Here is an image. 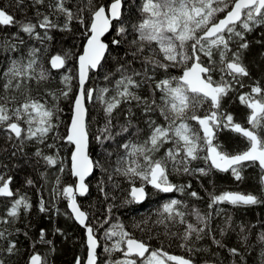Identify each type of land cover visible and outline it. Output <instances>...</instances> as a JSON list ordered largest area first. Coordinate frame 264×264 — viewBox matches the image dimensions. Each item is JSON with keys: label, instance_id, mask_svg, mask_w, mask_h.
I'll return each instance as SVG.
<instances>
[{"label": "snow or ice", "instance_id": "snow-or-ice-1", "mask_svg": "<svg viewBox=\"0 0 264 264\" xmlns=\"http://www.w3.org/2000/svg\"><path fill=\"white\" fill-rule=\"evenodd\" d=\"M31 3L33 7H36L44 5L45 0H31ZM67 3L68 0H54V3H48L50 12L47 13L37 8L35 22L29 18L18 20L10 11L11 4L8 7H0V30L13 27L18 29L10 37L0 38V51L14 52L24 44L21 32L43 43L51 39L48 31L53 28L70 31L73 20L86 25L87 42L83 53L78 56V94L74 102L70 132L66 137L70 143L75 144L72 172L78 178V183L75 186H62L61 177L57 175L51 193L57 199L62 196L69 201V208L74 214V219L86 228L88 246L86 264H97L99 241L95 237L93 226L86 223L89 214L83 211L77 202V195L84 196L88 192L85 177L93 169V162L86 154L88 147L86 101L92 100L95 92L96 98L103 105L105 124L98 129L99 135L95 137L99 142H103L104 139H114L113 113L122 103L130 105L135 102L137 106H143L145 114L159 112L165 121L163 124H158L149 119L147 123L150 132L142 143L129 142L122 145L126 150V156L118 160V167L114 171L132 181L133 186L130 191L132 201L141 202L145 199L144 184H150L163 193L183 192L186 186L172 183L169 180L170 172L199 173L207 176L212 169L222 172L231 170L233 177L241 181L244 178L242 168L246 162L249 165L258 163L264 170V87L259 81H254L249 86V92H241L238 95L241 105L249 109L247 127L236 122L234 116L221 107L224 97L236 91L237 87L243 89L246 86L243 83L244 78H250L249 69L243 61V53L249 48L245 34L264 25V0H156V2L146 0L142 11L147 14V18L139 24L132 25L138 38L130 42L135 47V51L131 53L133 59L140 58L143 61L141 71L132 68L131 62L121 64L118 69L120 78L115 81L113 88L105 87L98 90L86 88L85 85L89 80L90 71L101 68L105 54L110 55L109 45L103 42L101 37L109 31L113 20L119 21L122 0H113L107 11L104 6L95 7L93 0H87L84 8L77 5L75 11L67 7ZM22 4L24 0H15L16 7ZM84 11L89 12L87 21L82 15ZM219 14H223L222 18H218ZM53 15H62L64 24L61 26L55 23L52 19ZM238 25L239 30H237ZM37 29H43L44 34L41 35ZM117 32L124 36L128 33V28L121 23ZM120 43V40L112 41L113 45ZM153 43L162 54L163 61L154 60L152 56L141 55L145 45L151 47ZM151 51L155 52L156 49ZM39 53V48L32 47L27 60L23 58L10 60L9 66L3 73L0 128L6 132V140L18 141V145L13 147L20 152L26 141L35 140L38 144H44L49 133H54L57 127L53 123V117L59 109L55 105L49 107L47 101L33 98L28 87L32 80L39 83L50 78V72L39 62ZM202 56L206 58L207 64L201 59ZM69 59H71L70 52H66L63 56L57 54L50 60L51 68H63ZM169 67H181L182 75L159 81H155L153 76L148 75L149 69L153 72L156 69L167 71ZM217 71L220 73V78L214 80L213 73ZM110 75H105V80H108ZM72 79L70 75L62 77L66 90H60V97H68L72 91ZM145 84L153 85L151 97L138 94L137 90ZM109 91L114 92L110 97L107 96ZM156 91L161 93L159 104L155 99ZM18 92L24 97L22 101L15 94ZM49 94L54 99H59L56 93ZM205 103L210 105L209 109L203 116L196 115L195 112ZM190 111L191 115H189ZM133 115L132 108L129 107L125 116L126 123L120 126L121 132L129 131ZM188 120L196 121L200 130H194L187 123ZM224 129L238 133L247 141L248 147L237 153L225 150L223 144L217 140V133ZM214 140L217 142L214 143ZM169 143L172 147L165 150L164 156L155 158L156 153ZM47 147L54 149L55 144H48ZM202 152L203 156L200 155ZM12 155H16V151H13ZM35 156L42 158L47 166L62 164L58 155H45L40 148H37ZM201 158L208 162L209 167L192 169L191 162ZM3 167L7 166L3 165ZM60 172H63L62 167ZM5 175L0 174V197L10 198L11 204L4 216L0 217V224L14 223L19 219L21 210L27 212L32 208L29 197L26 194H20L19 189L14 190L11 187L12 177L5 179ZM41 176L47 178L46 173H41ZM137 179L142 182L140 187L135 186ZM261 182L264 183V177L261 178ZM26 183L31 186L34 181L29 178ZM190 195L199 199L195 191ZM208 195L209 209L221 203L237 207L264 203V199L261 198L264 193L256 195L226 191L221 194L209 192ZM181 208H187V206L180 200L166 201L158 210L159 219L155 223L165 225L166 234L182 241L180 246L189 253L196 250L193 245L197 241L208 238L217 248L226 249L230 256L240 257L243 264L245 253H242L238 247H228L223 240L229 232H235L238 242L247 252L252 247L249 245V236L253 225H245L242 222L234 225L232 217L226 215L222 224L213 228L214 215L211 211L202 213L199 209L193 208L191 212H186ZM39 210L40 212L49 210L43 195L40 197ZM221 211L223 210L216 211L215 215L219 216ZM186 216H193L195 223L189 222ZM142 224L146 226L147 220L136 222L134 226L144 230ZM169 224L184 225V230L182 233L167 232ZM114 227L119 230L106 231L105 236L109 240L118 238L110 247L105 246L104 252L111 254L119 251L122 253V258L110 261L109 264H170V262L194 264L191 258L170 255L162 248L151 249L147 242L135 239L122 224ZM56 232L61 233V230L56 229ZM217 232L220 238H217ZM11 235L12 233L7 229L0 230V241H8L6 248L0 247V254L12 255L18 251L15 240L8 239ZM258 241L264 244V231L259 234ZM36 243L47 244L52 252L55 251L53 241L46 239V231L43 228L40 230L39 240L33 242V248ZM0 264H5V260L0 258ZM28 264H48V261L39 252H33ZM76 264H81L80 258H77ZM204 264H218V262L206 260Z\"/></svg>", "mask_w": 264, "mask_h": 264}, {"label": "trees", "instance_id": "trees-1", "mask_svg": "<svg viewBox=\"0 0 264 264\" xmlns=\"http://www.w3.org/2000/svg\"><path fill=\"white\" fill-rule=\"evenodd\" d=\"M125 9L122 18L115 22L111 33L106 37V42L109 45L110 55L107 53L105 60L102 62V67L97 71H92L86 88L112 89L114 83L120 78L118 69L121 64L131 62V67L137 71H141L142 59H133L131 53L135 51V47L131 45V40L138 38V34L133 31L132 25L139 24L143 19L147 18V14L142 11V6L146 0H123ZM54 3V0H45L44 5L32 6L31 0H24V4L19 7L15 6V0H0V7H8L12 5V11L18 20L26 18L32 19L35 22V12L37 8L41 12H50L47 5ZM113 0H93L95 7L108 6ZM156 2V0H153ZM87 0H68L67 7H71L73 11L76 10L77 5L84 8ZM85 20H88L89 12L82 13ZM223 14H219L218 18H222ZM52 19L59 25L64 24V17L62 15H53ZM121 23L128 28V33L124 36L118 34L117 29ZM71 30H61L60 28H53L48 31L49 40L43 43L29 38L26 34L20 33L25 43L20 45L14 52L0 51V94H3V73L9 66L10 60L21 59L27 60L29 50L32 47L40 49L39 62L50 72V78L46 81L37 83L32 80L28 85L31 96L42 101H47V105L52 107L55 105L59 111L53 117V123L57 125L54 133H49L48 139L44 144H38L35 140L26 141L22 146V152L17 151L13 145H18V141L6 140V132L0 128V174H6L5 179L12 177L11 187L19 189L20 194H26L31 203L30 211L21 210V215L14 223L0 224V230L7 229L12 233L8 237L9 240H15L18 251L15 254L7 255L0 254V258L5 260V264H28L29 257L33 252H39L42 256L47 258L48 264H76L77 258H80L81 264L87 256V236L86 229L82 228L74 220L70 209L69 201L64 198H56L52 195L51 190L55 184L57 175L61 177L62 186L75 185L76 178L71 171V153L72 145L65 140L72 116V109L75 97L78 93V56L83 51L85 42L87 41L86 25L80 24L77 20H73ZM239 30V25L237 26ZM18 29L8 28L0 30V38L10 37L12 33L17 32ZM44 34L43 29H37ZM245 37L249 42V48L243 53V61L247 65L250 78L245 77L243 83L246 85L243 89L237 87L236 91L230 92L228 96L222 100L221 107L224 111L231 113L236 122L244 126L247 125V117L249 109L241 105L238 95L241 92H249L250 85L254 81H259L260 85L264 87V25L254 28L250 33H246ZM120 40L119 45H113V40ZM15 42V41H14ZM234 50H235V46ZM151 49H156L152 52ZM66 52L71 53V59L67 61L64 68L55 71L51 68L50 60L53 56L60 54L64 55ZM142 56H152L154 60L163 61V56L159 52L156 44L153 43L151 47L145 45V50ZM218 59V57H215ZM207 64L205 57H201ZM183 69L181 67H169L167 71L156 69L154 72L149 69L148 75L153 76L155 81L170 77H179L182 75ZM111 74L108 80H105V75ZM70 75L73 77L71 81L72 91L67 98L59 96L60 90H66L62 81V77ZM220 73L214 72L213 79L219 80ZM142 79V77H137ZM153 85L145 84L138 89V94L144 97H151ZM23 91V89H22ZM56 93L59 99H54L49 93ZM19 100L24 97L21 93H15ZM114 94L109 91L107 96ZM97 93H93L92 100L87 101L88 117L87 127L90 138V155L95 163V170L91 177L87 180L89 187L88 193L84 197H79L78 201L81 208L86 211L88 216V223L94 228V234L99 239L100 246L97 252L98 264H109L110 261L122 258V253L112 252L111 254L104 252L105 246H111L114 243V237L111 240L107 239L105 232L109 230H119L114 226L122 224L124 228L138 240L147 242L151 249L162 248L169 254L185 256L194 260L195 264H201L207 261L215 260L218 264H241L240 257H232L226 249L217 248L212 244L211 240L205 238L197 241L193 247L195 251L189 253L180 245L177 237L166 234L165 225L156 224L155 221L159 219L158 210L166 201L177 199L183 202L187 208H181L182 211L191 212L193 208L199 209L202 213L211 211L214 215L212 221L213 228L221 225L224 217L231 216L233 224L243 223L245 225H253L251 234L249 236V245L252 247L245 252L244 247L238 242V237L235 232H229L224 238L223 242L228 247H238L241 249L243 256V264H264V244L258 241L259 234L264 231V203L250 206H232L227 203H221L209 209L210 198L208 193L214 192L221 194L226 191L253 193L261 195L264 193V184L261 182L263 170L259 164L249 165L247 162L242 168L243 180L237 181L231 170L222 172L212 169L209 175L202 176L199 173L181 174L170 172L169 180L176 185H184L183 192L173 191L170 193H163L154 187L144 184L148 191V198L144 203H136L132 201L130 191L133 186L132 181L118 174L114 171L118 167V160L126 156V150L122 147L125 143H142L149 135V127L147 121L152 119L158 124H163L165 121L159 112H151L145 114L143 106H137L135 102L132 104L122 103L120 107L113 113L112 120V135L114 139H104L99 142L95 139L99 135L98 129L105 124V113L103 105L96 98ZM159 91L155 92V99L160 103ZM131 107L134 115L132 116V126L128 132H121V125L126 123L125 116L127 109ZM210 105L205 103L203 107L199 108L195 114L203 116L209 109ZM192 112H189L191 115ZM187 123L194 129L199 131V125L196 121L188 120ZM119 133V134H118ZM217 140L223 144L224 149L230 153H237L245 150L248 147L247 141L234 131L228 129L221 130L217 133ZM214 140V143L217 142ZM48 144H55L54 149H49ZM172 147V144H165L163 148L156 153L155 158L164 156L165 150ZM37 148L43 150L45 155H58L62 164L58 163L56 166H47L42 158L35 156ZM16 151V155H12ZM201 156L204 155L202 152ZM6 165L7 167H3ZM123 166V165H120ZM63 172H60V168ZM192 169L209 167L208 162L204 159L192 161L190 164ZM171 168V165H169ZM41 173H46L45 177ZM111 177V178H110ZM34 181L33 185L26 183L27 179ZM141 181L137 179L135 185L140 186ZM191 187H187V185ZM103 189V191H101ZM197 192L199 199L192 197L191 192ZM43 195L48 212H40L39 201ZM264 199V196L261 197ZM11 199L0 197V217H3L7 209L10 207ZM111 206V211H109ZM57 209L59 211H57ZM221 211L219 216L215 215L216 211ZM189 222L195 223L193 216H186ZM147 220V225H143L144 230L136 228V222ZM41 228L46 231V239L52 240L55 246V251L50 250L47 244L36 243L35 248L32 247L33 242L39 240V233ZM17 229L19 231H17ZM60 229L61 233L56 232ZM184 225L169 224L167 232L182 233ZM239 229L237 228V232ZM27 233V235H25ZM217 238L219 233H216ZM110 241V242H109ZM8 241H0V247H7ZM85 249V250H84ZM210 249V250H209Z\"/></svg>", "mask_w": 264, "mask_h": 264}, {"label": "water", "instance_id": "water-1", "mask_svg": "<svg viewBox=\"0 0 264 264\" xmlns=\"http://www.w3.org/2000/svg\"><path fill=\"white\" fill-rule=\"evenodd\" d=\"M124 6H125V4H124V1L122 0V7H121V16H120V19L122 18V15H123V11H124ZM105 7V6H104ZM109 7H110V5H109ZM109 7H108V9H109ZM108 9H106V11L108 10ZM119 19V20H120ZM115 22H117V20H113L112 21V26L110 27V29H109V31L108 32H106L102 37H101V39L103 40V42H105V43H107L106 42V37L111 33V31H112V29H113V25H114V23ZM87 42V41H86ZM86 42H85V44H84V47H85V45H86ZM84 47H83V50H84ZM83 53V51L81 52V54ZM107 54V53H106ZM106 54H105V56H106ZM103 62V61H102ZM101 62V63H102ZM64 68V67H63ZM63 68H60V69H53V70H55V71H58V70H61V69H63ZM99 69V68H98ZM98 69H95V70H91L90 71V73H89V78H90V75H91V72L92 71H97ZM89 81V80H88ZM88 81L86 82V85H87V83H88ZM86 85H85V87H86ZM78 94V93H77ZM77 96V95H76ZM75 99H76V97H75ZM74 102H75V100H74ZM85 107L87 108V101H86V103H85ZM73 116H74V103H73V109H72V116H71V120H70V124H69V128H68V132H67V135L69 134V132H70V128H71V122H72V119H73ZM87 117H88V108H87V115H86V117H85V120H86V124H87ZM88 128V127H87ZM67 137V136H66ZM65 140L67 141V142H69L66 138H65ZM70 143V142H69ZM71 145H72V153H71V171H72V164H73V161H72V156H73V154L75 153V151H76V149H75V144L74 143H70ZM87 156L89 157V159L93 162V169H92V171H91V173L88 175V176H86L85 177V183L87 184V180L91 177V175L93 174V172H94V170H95V163H94V160H93V158L91 157V155H90V138H89V133H88V147H87ZM72 175H73V172H72ZM75 178H76V184L78 183V178L75 176V175H73ZM262 177H264V170H263V176ZM75 184V185H76ZM264 184V183H263ZM74 185V186H75ZM88 185V184H87ZM149 186H151V187H153L152 185H150V184H148ZM136 187H140V186H137V185H135ZM144 188H145V193H146V197H145V199L143 200V201H141V202H136V203H144L146 200H147V198H148V191H147V188H146V186H144ZM88 190H89V187H88ZM88 193V192H87ZM87 195V194H86ZM86 195H84V196H86ZM84 196H80V195H77V202H78V204H79V201H78V198L79 197H84ZM70 209V208H69ZM82 209V208H81ZM83 210V209H82ZM84 211V210H83ZM70 212H71V209H70ZM71 214H72V216H73V218H74V214L71 212ZM75 220V219H74ZM76 221V220H75ZM77 222V224H79V222L78 221H76ZM86 223H88V220L86 221ZM80 225V224H79ZM82 228H85L84 226H82V225H80ZM86 229V228H85ZM86 236H87V233H86ZM96 237V236H95ZM96 239L99 241V239L96 237ZM136 239V238H135ZM138 240V239H137ZM99 245H100V242H99ZM88 247V246H87ZM98 250H99V247L97 248V252H98ZM88 252V251H87ZM170 255H175V254H170ZM87 257V256H86ZM98 257V256H97ZM84 264H86V259H85V261H84ZM97 264H98V259H97ZM195 264V263H194ZM201 264H204V263H201Z\"/></svg>", "mask_w": 264, "mask_h": 264}, {"label": "bare ground", "instance_id": "bare-ground-1", "mask_svg": "<svg viewBox=\"0 0 264 264\" xmlns=\"http://www.w3.org/2000/svg\"><path fill=\"white\" fill-rule=\"evenodd\" d=\"M103 6H105V5H103ZM108 7H109V5L108 6H105V8L106 9H108ZM124 9H125V6H124ZM123 13H124V11H123ZM123 16V15H122ZM141 186V185H140ZM110 242V241H109ZM85 250V249H84ZM87 253V252H86Z\"/></svg>", "mask_w": 264, "mask_h": 264}, {"label": "rangeland", "instance_id": "rangeland-1", "mask_svg": "<svg viewBox=\"0 0 264 264\" xmlns=\"http://www.w3.org/2000/svg\"><path fill=\"white\" fill-rule=\"evenodd\" d=\"M170 264H172V263L170 262Z\"/></svg>", "mask_w": 264, "mask_h": 264}, {"label": "flooded vegetation", "instance_id": "flooded-vegetation-1", "mask_svg": "<svg viewBox=\"0 0 264 264\" xmlns=\"http://www.w3.org/2000/svg\"><path fill=\"white\" fill-rule=\"evenodd\" d=\"M172 263V262H171Z\"/></svg>", "mask_w": 264, "mask_h": 264}]
</instances>
